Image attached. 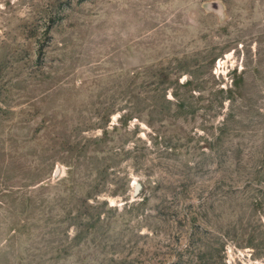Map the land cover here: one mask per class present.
<instances>
[{
	"label": "rangeland",
	"instance_id": "obj_1",
	"mask_svg": "<svg viewBox=\"0 0 264 264\" xmlns=\"http://www.w3.org/2000/svg\"><path fill=\"white\" fill-rule=\"evenodd\" d=\"M0 264H264V0H0Z\"/></svg>",
	"mask_w": 264,
	"mask_h": 264
}]
</instances>
